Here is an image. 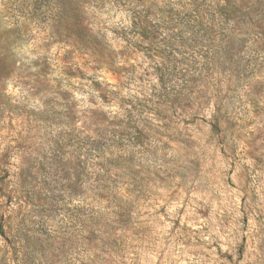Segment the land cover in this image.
<instances>
[{"label": "rangeland", "instance_id": "1", "mask_svg": "<svg viewBox=\"0 0 264 264\" xmlns=\"http://www.w3.org/2000/svg\"><path fill=\"white\" fill-rule=\"evenodd\" d=\"M0 264H264V0H0Z\"/></svg>", "mask_w": 264, "mask_h": 264}, {"label": "trees", "instance_id": "2", "mask_svg": "<svg viewBox=\"0 0 264 264\" xmlns=\"http://www.w3.org/2000/svg\"><path fill=\"white\" fill-rule=\"evenodd\" d=\"M0 231H2L1 227H0Z\"/></svg>", "mask_w": 264, "mask_h": 264}]
</instances>
